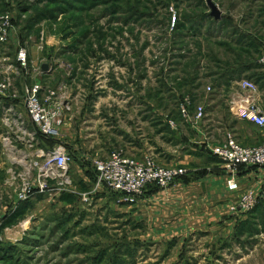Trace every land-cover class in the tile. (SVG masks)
<instances>
[{"label": "rangeland", "instance_id": "obj_1", "mask_svg": "<svg viewBox=\"0 0 264 264\" xmlns=\"http://www.w3.org/2000/svg\"><path fill=\"white\" fill-rule=\"evenodd\" d=\"M3 15L12 26L0 42V74L14 60L18 43L26 46L27 68L37 71L25 81L57 88L71 103L59 143L71 145L73 163L68 171L72 186L34 195L27 206L18 203L11 210L13 197L0 187L11 210L10 223L0 231L6 256L0 264H264V206L233 238L212 241L195 234L153 243L140 236L143 228L118 193L92 192L88 200L78 194L91 191L93 178L82 153L103 159L122 148L128 155L152 152L156 158L162 148L182 151L191 144L210 115H220L226 125L231 121L226 92L209 75L241 69L237 66L243 63H250L241 69L251 67L249 73L261 67L264 0H0ZM43 63L48 70L39 74ZM15 76L11 88L17 90ZM232 76L246 78V72ZM186 96L193 99L192 110L204 106L196 129L179 114ZM3 101L0 183L11 163L18 167L13 159L22 156L4 145L3 136L14 130L2 122ZM21 106L15 107L16 115L33 133ZM167 120L174 127L166 126ZM69 133L74 136L68 140ZM14 135L11 144L22 149L24 140Z\"/></svg>", "mask_w": 264, "mask_h": 264}, {"label": "built area", "instance_id": "obj_2", "mask_svg": "<svg viewBox=\"0 0 264 264\" xmlns=\"http://www.w3.org/2000/svg\"><path fill=\"white\" fill-rule=\"evenodd\" d=\"M12 24L8 15L0 17V42L7 40L8 31ZM28 50L18 43L15 59L5 65L6 73L0 74V99L4 109L2 122L9 128L3 141L6 149L11 153L22 155L20 159H13L18 164L11 163L6 169L2 184L12 186L13 208L20 202L28 201L34 195L42 193H56L72 186L68 176L73 157L64 144L57 142L65 115L71 111V103L59 93L57 88L46 87L43 82L28 83L22 81L17 90L11 88V74L27 69ZM258 63L264 69V45L261 49ZM42 71V70H41ZM237 90L228 103L231 112L241 118L264 126V106L256 96L257 84L247 78H240L236 82ZM211 90L210 86L206 87ZM242 92H247L245 95ZM20 101L27 114L30 124L35 131L25 128V121L16 115L15 106ZM188 96L179 105V114L190 126L197 128L205 115L204 106L196 105L194 110ZM2 109V110H3ZM192 110V111H191ZM169 124L174 127L172 120ZM24 124V125H23ZM25 126V127H24ZM14 127V128H12ZM22 135V137L20 135ZM23 133V134H22ZM24 140L22 149L11 144L10 139ZM39 134L45 140H54V144L42 147H32V140ZM26 137V139H25ZM212 156L221 161V169L228 176L226 185L229 190L238 189L235 174L240 167L264 166V142L257 145H244L231 134H227L225 141L209 147ZM82 158L90 162L94 176L91 181V191L78 193L82 200H88L90 194L99 192H114L120 195V202L135 203L150 186L165 189L175 184L188 173L181 165H164L158 162L152 152H146L141 157L128 155L122 148H115L105 158H98L82 153ZM16 160V161H15ZM70 193L74 192L72 190ZM255 203L250 193L243 192L238 197L237 206L243 211L254 207Z\"/></svg>", "mask_w": 264, "mask_h": 264}, {"label": "crops", "instance_id": "obj_3", "mask_svg": "<svg viewBox=\"0 0 264 264\" xmlns=\"http://www.w3.org/2000/svg\"><path fill=\"white\" fill-rule=\"evenodd\" d=\"M32 71H37V68L30 70L29 67L25 71H18L15 79L21 83L28 78V74L31 75ZM42 72L43 70L39 74ZM237 80H231L228 86L223 88L226 92V107L232 118L227 125L220 115L215 118L210 115L208 120L203 119L202 127L197 128L191 144L183 147L182 151L162 148L163 153L155 154L159 163L185 166L188 173L168 188L154 191L148 188L135 203H126L129 216L143 228L140 235L143 239L153 243L179 242L195 234L206 235L212 241L230 239L239 233V228L247 219L253 217L264 206V166L239 168L235 174L238 189L231 191L226 185L228 176L221 169V161L209 151V147L224 142L227 134H231L244 145L264 142V126L260 127L235 116L229 108V96L232 97L235 92L239 93ZM250 80L257 84L256 99L264 106V80ZM246 93L242 92L239 95ZM18 106H21L19 102L15 107ZM216 113L218 114V111ZM212 122L218 127L216 125L211 127ZM64 125L65 122L61 128ZM215 131H221V135H217ZM69 134L68 140L74 136ZM34 136L31 148L44 146L38 134ZM63 136L61 135V138ZM64 143L67 144L65 141ZM67 146L71 145L67 144L65 147ZM76 170L81 169L77 167ZM0 187L9 189L8 193L12 195V186H5L1 182ZM243 192L250 193L255 203L248 211H243L237 206L238 197ZM2 194L3 192L0 191V231L5 227L2 226L4 219L9 217L13 208L9 210L10 207L7 206L9 203H3ZM31 200L32 198L28 202Z\"/></svg>", "mask_w": 264, "mask_h": 264}, {"label": "trees", "instance_id": "obj_4", "mask_svg": "<svg viewBox=\"0 0 264 264\" xmlns=\"http://www.w3.org/2000/svg\"><path fill=\"white\" fill-rule=\"evenodd\" d=\"M246 63V62H245ZM248 64H250V63H246V65H244V63L243 64H241V65H238L237 67H239V68H241V69H244V67L245 66H248ZM249 68H251V67H249ZM249 68L247 69V70H249ZM254 68H256V70H257V72H255V73H249V71H247V70H245V71H243V70H241V69H233V67H231V69H227L226 71H225V73L224 72H219V71H212L211 73H210V77H212V79H213V81L212 82H214L215 83V85L217 86V87H222V88H225V87H227L228 86V84H229V82L231 81V80H233V79H238V78H234L233 76H232V74L233 73H237L238 75H240V74H242V73H244L245 74V72H246V78H249V79H253V80H255V81H257V80H264V70L262 69V67H259V66H256V67H254ZM259 70V71H258ZM214 77V78H213ZM194 99H195V97H194ZM191 106H190V109L193 107V99H191ZM166 126H169L170 124H169V122H168V120L166 121ZM170 127V126H169ZM38 136L40 137V139L41 140H43L46 144H54L55 143V141L54 140H45V139H43L39 134H38ZM57 142H59V141H57ZM72 156H73V152H72ZM241 168V167H240ZM93 173V172H92ZM93 176H94V173H93ZM93 179V178H92ZM151 190L150 191H154V190H156V189H158V187H155V186H150L149 187ZM27 203H29L28 201H24V202H20L19 204L20 205H23V204H25V206H27L26 204ZM18 204V205H19ZM24 206V207H25ZM262 209V208H261ZM260 209V210H261ZM259 211V210H258ZM256 214H254V216H255ZM254 216H253V218H254ZM252 218V217H251ZM10 221H11V218L10 217H6V219H4V221H3V223H2V226H5V225H8L9 223H10ZM248 222H247V220L242 224V226L239 228L240 229V231H239V233L242 231V228H244V225L246 226V224H247ZM238 233V234H239ZM3 247H4V245L2 244V243H0V257L2 256V258L3 259H6V256L5 255H2V253H3Z\"/></svg>", "mask_w": 264, "mask_h": 264}, {"label": "water", "instance_id": "obj_5", "mask_svg": "<svg viewBox=\"0 0 264 264\" xmlns=\"http://www.w3.org/2000/svg\"><path fill=\"white\" fill-rule=\"evenodd\" d=\"M209 6H210V8H211L212 14H213L216 18H218V17L220 16V13H219V11L217 10V8H216L213 4H211V3H209ZM41 69H42L44 72H46V71L48 70V65H47L46 63H43V64L41 65Z\"/></svg>", "mask_w": 264, "mask_h": 264}]
</instances>
